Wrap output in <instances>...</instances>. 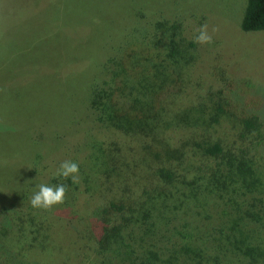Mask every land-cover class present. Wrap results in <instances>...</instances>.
Returning <instances> with one entry per match:
<instances>
[{
	"label": "trees",
	"instance_id": "16d2710c",
	"mask_svg": "<svg viewBox=\"0 0 264 264\" xmlns=\"http://www.w3.org/2000/svg\"><path fill=\"white\" fill-rule=\"evenodd\" d=\"M161 28L157 23L134 30L125 44L146 50ZM240 28L264 31V0H246ZM173 40L167 41L166 59L160 54L161 61L150 67L147 58L138 64L136 55H123L122 46L101 64L83 96L90 124L81 142L83 156L68 159L79 165L78 183L56 177L57 170L45 183L66 184L68 206L67 199L80 193L93 202L86 228L74 230L88 264H226L224 252L255 263L264 255L262 237L250 223L251 209L264 202V180L256 176L257 165L264 163L256 115L262 99L252 93L251 82L234 80L211 107L199 102L174 109L186 88V78L176 77L186 51ZM137 54L143 56L142 47ZM225 116L242 126L237 143L213 138L214 126ZM254 132L258 136L252 137ZM55 209L42 214L31 207L17 226L19 248L28 240L29 252L54 251L58 232L45 216ZM58 210V215L68 213ZM5 211L0 209V232L13 227ZM202 212L211 213L216 225L203 223ZM14 247L0 239L1 264L27 262L26 251L19 254Z\"/></svg>",
	"mask_w": 264,
	"mask_h": 264
},
{
	"label": "rangeland",
	"instance_id": "374dc122",
	"mask_svg": "<svg viewBox=\"0 0 264 264\" xmlns=\"http://www.w3.org/2000/svg\"><path fill=\"white\" fill-rule=\"evenodd\" d=\"M245 7L246 0H0V209H7L13 223L0 232V239L10 248L16 245L14 251H26L23 264L89 263L90 258L80 256L82 243L74 232L86 228L93 208L87 194L67 199L69 206L64 202L45 216L58 232L54 251L29 252L28 240L19 248L17 226L31 211L33 189L47 183L61 162L83 156L81 142L90 129L83 96L101 64L120 46L123 55H136L138 64L147 58L149 67L161 61L160 54L166 59L169 38L186 51L176 76L186 78V88L174 109L199 102L211 107L221 101L228 82L248 80L252 93L262 99L256 115L264 138V31L241 30ZM157 23L162 28L149 51L142 44H125L130 32ZM205 24L212 43L201 46L194 38ZM241 135L242 126L232 116L214 126L216 141L237 143ZM256 176L264 180V163L257 165ZM58 208L68 213L58 215ZM251 211L250 223L257 226L264 246V202ZM202 215L203 223L216 225L211 213ZM23 230L28 232V225ZM3 254L0 251V257ZM234 257L227 252L221 256L226 264H264V255L255 263Z\"/></svg>",
	"mask_w": 264,
	"mask_h": 264
},
{
	"label": "clouds",
	"instance_id": "9594fccd",
	"mask_svg": "<svg viewBox=\"0 0 264 264\" xmlns=\"http://www.w3.org/2000/svg\"><path fill=\"white\" fill-rule=\"evenodd\" d=\"M194 42L201 46L212 43V35L209 33L206 24L200 27L199 34L194 38ZM55 175L63 180L70 179L73 184L78 183L79 165L74 161L65 160L60 163ZM67 190V185L64 183L56 185L39 184L33 189L30 205L33 209L50 211L55 206L62 205L65 202Z\"/></svg>",
	"mask_w": 264,
	"mask_h": 264
}]
</instances>
